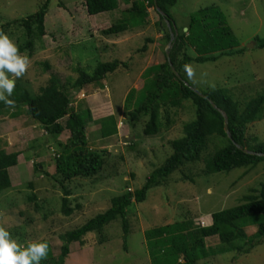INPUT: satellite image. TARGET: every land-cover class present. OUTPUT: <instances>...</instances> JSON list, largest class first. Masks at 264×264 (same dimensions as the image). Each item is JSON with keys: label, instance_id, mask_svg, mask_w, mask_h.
<instances>
[{"label": "rangeland", "instance_id": "obj_1", "mask_svg": "<svg viewBox=\"0 0 264 264\" xmlns=\"http://www.w3.org/2000/svg\"><path fill=\"white\" fill-rule=\"evenodd\" d=\"M44 1L0 0V30L4 29L1 20L25 18L36 12ZM84 1L52 0L43 40L37 43L32 56L29 57L28 53L18 55L28 58L23 74L27 75L28 87L35 92L48 82L52 72L62 81L74 75L72 66L75 65L92 72L100 62L118 59L128 64L127 68L121 67L120 71L106 78L105 87L93 89L90 85L82 99H77L81 98L80 95L74 98V93L70 92L74 105L88 107L95 119L119 113L118 135L102 137L100 126L94 124L87 129L89 146L97 150L107 149V160L101 171L89 178L76 177L60 183L53 176L56 175L54 159L58 153L55 140L42 136L40 132L38 139L29 140L32 137L30 131L41 128L35 126V120L25 107L20 113L15 110L17 115L12 112L13 108L0 111V136L9 139L10 152L21 153L19 165L9 169L12 186L0 193V222L18 245L26 247L29 242L45 241L52 245L55 256L60 252L59 235L65 230L80 226L105 211L111 206L112 197L142 188L151 172L173 152L170 141L181 137L184 123L194 117V108L185 102L184 107L169 108L173 122L157 135L144 133L149 116L140 117L134 125L131 123L130 110L125 107L129 92L138 90L130 102L132 110L140 96L138 92L147 81L146 68L166 60L168 44L158 29L162 24H158L160 17L155 9L150 8V24L131 28L118 36H104L102 30L117 22L122 11L131 4L120 0L117 10L91 15L85 10ZM59 2L66 7L60 6ZM80 2L82 4L77 5ZM212 4L219 5L226 14L239 48L244 51L215 62H192L183 74L187 83L197 90L231 88L243 105L264 91V48H259L255 42L256 37L264 38V0H179L170 10L180 28L192 13ZM1 32L16 46V38L24 30L13 25ZM147 38H153L154 43L147 42ZM146 43L148 50L143 52L141 48ZM37 61H49L54 65L53 71L37 65ZM7 75L17 80L14 73ZM149 77H154V73ZM61 121L64 123L65 119ZM247 134L264 140V118L250 123ZM69 135V130H65L60 139L65 142ZM213 146V142L209 143L200 160L184 164L163 184L151 188L144 201L134 202L127 208V249L123 248L122 220L117 218L104 228L103 235H109L108 243L94 246V253L91 247L86 250L80 247L84 250L83 259L79 256L81 251L76 250L78 244H72L73 251L66 264H155L146 230L183 219H192L193 223L201 225L210 224L214 211L240 203L243 195L250 193L252 188L261 189L264 162L250 168L238 167L202 175L205 158L214 151ZM34 162L41 165L38 171ZM64 188L70 191L69 206L74 208L70 215H64L62 211ZM33 194L37 195L36 200L32 198ZM77 204L81 207L76 208ZM244 227L249 236L258 232L256 224L248 222ZM206 244L214 250L219 247L223 252L210 253L197 264H264V237L255 238V247L248 253L230 250L218 237H207ZM181 262L183 264V258Z\"/></svg>", "mask_w": 264, "mask_h": 264}, {"label": "trees", "instance_id": "obj_2", "mask_svg": "<svg viewBox=\"0 0 264 264\" xmlns=\"http://www.w3.org/2000/svg\"><path fill=\"white\" fill-rule=\"evenodd\" d=\"M51 1L45 0L36 12L25 18L1 20L4 29L0 32H6V28L13 25L20 26L24 30L16 38L17 54L28 53L29 57L32 56L37 43L43 40L46 35V16ZM123 1L127 4L131 3V6L122 11V16L117 22L102 30L104 36H118L131 28L150 24L149 6H153L160 17L158 24L162 23L158 26L159 32L165 42L169 43L171 35L165 16L156 9L154 0ZM178 1L157 0V6L164 11L174 31L177 30L170 48V58L182 78L173 71L165 52L166 60L163 63L149 66L144 71L147 81L138 92L140 96L136 104L134 102V109L131 110L130 102L137 89L129 92L125 107L130 110L128 115L133 125L140 120V117L149 116L144 128V133L148 136L157 135L164 126L168 127L173 122L169 111L171 107L181 108L184 107L185 102L191 103L194 108L193 119L184 123L181 137L170 141L173 152L162 165L151 172L142 188L128 190L112 197L111 206L105 211L99 212L80 226L65 230L59 235L61 246L58 255H54L52 245L46 242L47 253L40 264H66V259L72 252V244H78L76 250L80 247L87 249L98 246L103 243L102 237L106 235H103L105 226L117 218L122 220L124 248L127 249L129 235L127 208L134 202L144 201L151 188L163 184L184 164L200 160L203 151L211 142L214 144V151L205 158L206 165L202 175L231 171L238 167L250 168L264 162V155H261L264 154V140L247 134L250 123L264 118V91L242 105L229 87L199 90L204 96L198 94L190 83L187 84L183 74L192 62H215L221 57L235 56L244 51L239 48V41L229 25L226 14L217 4L205 6L192 13L188 22L179 28L170 10ZM81 4L80 2L77 5ZM59 5L66 7L63 2H59ZM83 5L89 14L95 15L117 10L120 0H85ZM76 8L77 6L74 9ZM10 34L12 35L11 32ZM146 41L154 43L153 38H147ZM255 42L259 48H264V38L256 37ZM147 50L146 43L141 51ZM38 64L49 70L54 68L49 61H37ZM121 67L127 68L128 64L118 59L100 62L92 72L87 71L85 67L75 65L72 66L75 74L68 76L65 81H62L55 72L50 73L48 82L40 86L38 92L28 87L25 79L27 75L22 73L17 80H14L11 95H7V99L12 103L6 104L0 100V111L12 107L22 110L26 107L35 122L47 130L50 139L55 140L59 156L55 158L56 175L53 176L60 183L76 177L95 176L103 168L107 160V149H92L89 146L87 129L90 124H94L100 126L102 137L118 135L119 113L95 119L88 107L81 105L77 108L73 99L81 90L88 92L90 85H93V89L105 87V79L120 71ZM151 73H154V77H149ZM70 92L74 93V98ZM77 99L82 98L77 97ZM211 102L227 114L232 139L225 131L222 113ZM62 119H65L64 123ZM65 130H69L70 135L64 142L59 138ZM238 145L251 152H246ZM19 154V151L7 152L0 148V193L12 186L9 169L18 165ZM40 166L39 163H35V170L38 171ZM64 189L62 211L64 215H70L74 212V208L69 206L70 191ZM32 198L36 200L37 195L33 194ZM80 207V204L76 205V208ZM211 218L212 223L207 225L193 223L192 219H183L146 230L148 247L151 255L154 256L155 264H182V258L183 264H197L210 253L223 252V250L219 251V247L215 250L209 247L206 244L207 237H218L222 244L230 247V250L250 252L251 248L255 247V238L264 237V182L261 184V189L252 188L250 193L243 195L240 203L214 211ZM248 222L258 226L255 235L247 234L244 224ZM0 227L4 228L1 222Z\"/></svg>", "mask_w": 264, "mask_h": 264}, {"label": "clouds", "instance_id": "obj_3", "mask_svg": "<svg viewBox=\"0 0 264 264\" xmlns=\"http://www.w3.org/2000/svg\"><path fill=\"white\" fill-rule=\"evenodd\" d=\"M150 8L154 9L153 6H149V9ZM27 64L28 58L26 56L18 55L17 47L15 46V44L9 39L6 34L0 32V100H3L6 104L12 103V101L7 99V95H11L15 83L13 79L9 78L7 73H14L16 76H20L25 71ZM80 93H84V96H82L81 98L86 97L85 90L79 91L78 94ZM15 110L16 109L12 111L14 112V114ZM23 110L24 109L20 110L18 113ZM18 113H16L15 115H17ZM35 126H39L41 128L42 136L47 135L49 137L47 130H45L41 125L35 122ZM1 136L0 140L3 138ZM57 156H59V152L56 154L55 158ZM19 157L18 165L20 163ZM35 163L36 162H34V164ZM47 249L48 244L43 241L29 242L26 247L18 245L16 240L10 237L9 232L3 227H0V264H40L41 259L46 256Z\"/></svg>", "mask_w": 264, "mask_h": 264}, {"label": "water", "instance_id": "obj_4", "mask_svg": "<svg viewBox=\"0 0 264 264\" xmlns=\"http://www.w3.org/2000/svg\"><path fill=\"white\" fill-rule=\"evenodd\" d=\"M154 1H155V4H156V9L159 11V13H161L162 15H164V16L166 17V14L164 13V11H163L160 7L157 6V0H154ZM165 20H166V23H167V25H168V28H169V31H170V35H171V39H170V41H169V43H168V45H167V48H166V55H167V57H168V60H169V62H170V65H171L173 71H174V72H175L180 78H182V77L180 76V74L176 71V69L174 68V66H173V64H172V62H171V58H170V48L172 47L173 41H174V39H175V37H176V35H177V30L175 29V31H174V29L172 28L171 23H170V21L167 19V17L165 18ZM185 30H187V28H185ZM187 84H188V83H187ZM193 88H194V87H193ZM194 90H195L198 94L204 96L199 90H197V89H195V88H194ZM211 103H212V105H213L218 111H220V112L222 113V115H223V117H224V120H225V124H224L225 131H226L228 137H229L230 139H232V134H231L230 129H229V127H228V116H227V114H226L221 108H219V106H217L215 103H213V102H211ZM238 147H240L241 149L245 150L246 152H251V151H248V150L242 148L240 145H238ZM252 153H254V152H252ZM261 155H264V154H261Z\"/></svg>", "mask_w": 264, "mask_h": 264}, {"label": "crops", "instance_id": "obj_5", "mask_svg": "<svg viewBox=\"0 0 264 264\" xmlns=\"http://www.w3.org/2000/svg\"><path fill=\"white\" fill-rule=\"evenodd\" d=\"M161 36H162V34H160ZM18 119H20L21 117H17ZM39 132H40V134H41V130H31L30 131V133H31V135H32V137H31V139H29V140H33V139H37L38 137H39ZM9 139L8 138H2L1 140H0V148L1 149H6L7 151H9L10 152V148H11V145H10V141H8ZM14 143H17V142H15L14 141ZM13 144V143H12ZM22 146V145H21ZM105 237H103V242L104 243H102V244H106V243H108V240H109V235L108 234H106V235H104ZM91 248H92V250H93V253H94V246H91ZM79 252L81 251V253H80V259H83V257L85 256V254H83L84 253V250H80V249H77ZM86 250V249H85ZM71 251H73V250H71ZM82 255V256H81Z\"/></svg>", "mask_w": 264, "mask_h": 264}, {"label": "built area", "instance_id": "obj_6", "mask_svg": "<svg viewBox=\"0 0 264 264\" xmlns=\"http://www.w3.org/2000/svg\"><path fill=\"white\" fill-rule=\"evenodd\" d=\"M77 95H80L82 97V96H84V93H80V94H77Z\"/></svg>", "mask_w": 264, "mask_h": 264}]
</instances>
